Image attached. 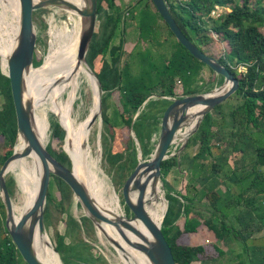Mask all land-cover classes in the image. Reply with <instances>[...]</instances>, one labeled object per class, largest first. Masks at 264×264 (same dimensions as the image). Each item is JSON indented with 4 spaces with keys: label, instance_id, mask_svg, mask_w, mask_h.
<instances>
[{
    "label": "trees",
    "instance_id": "1",
    "mask_svg": "<svg viewBox=\"0 0 264 264\" xmlns=\"http://www.w3.org/2000/svg\"><path fill=\"white\" fill-rule=\"evenodd\" d=\"M166 1L184 33L205 53L216 57L227 66L239 78L240 85L226 100L236 98L238 102L228 111L222 112L225 101L217 105L211 113L206 114L187 144L188 147L192 141L198 142L197 152L193 155L195 164L212 158L210 174L200 181L203 186L200 198L205 197V205L199 207L195 204L193 196L179 192L184 200L182 212L184 222L180 225L175 218L173 219L175 211L173 206H168L164 195L160 194L159 181L150 180L147 185L146 207L149 211L153 203L160 206V210L154 213L156 218L154 221L162 222L163 233L172 248L177 264L202 261L211 257L215 251L220 255L224 254V250L215 241L210 243L197 241L196 244H192L187 240L186 236L199 234L204 229L210 230L224 242L230 238L239 241L243 249L242 264H264V244L259 245L254 239L256 233L264 231V144H260L256 137V132L264 134V0ZM151 4V0H136L134 4L121 9L116 0H98V18L103 19L102 32L99 34L95 31L87 53V61L100 78L102 88L105 90L102 99V118L109 135L102 133L105 141L104 157L110 162L113 170L120 172V185H124L138 164V146L143 158H150L154 153L164 111L172 102L168 97H181L212 89V85L208 84L192 87L193 82L205 73L206 67L217 76L219 84L224 82L223 76L217 75L209 66L194 57L178 40L170 55H161L160 62L156 60L151 47L141 46L133 50L131 54L140 64L139 73L133 72L129 60L121 63L128 16L137 21L141 39L151 41L157 34L160 35L159 20L163 18L156 8H151ZM218 5L230 8V11L224 9L220 16L215 18L211 13ZM166 26L173 34L167 23ZM7 37V29L0 22V53L4 52ZM117 38H120L118 43ZM216 43L220 47V55L217 56L209 50ZM13 48L14 40L11 42L10 50ZM99 56L102 62L96 61ZM40 62L35 57L34 65L38 66ZM43 63L31 68L26 76V83L33 88L37 87L41 80ZM99 65L100 69L97 71ZM2 66L4 69L5 64ZM214 77H210V83ZM179 82L184 89L182 95H177L176 92V85ZM115 88L120 92L121 109L110 105V97ZM0 94L4 97L0 106V136L1 143L5 145L4 153L0 155L1 169L5 160L13 154L19 134L11 82L2 72L1 57ZM77 97L79 98L78 93ZM111 106L113 115L109 112ZM218 118L222 121L217 122ZM196 123L197 118L189 126V130L193 129ZM61 124L63 126L62 122ZM126 125L135 133L139 145L133 138H129L126 145H119L116 140V144L109 147V139L115 138V129L119 127L117 132L119 133L120 128ZM54 126L55 133L59 134L61 125L56 123ZM75 144L77 145V139ZM47 147L61 163L71 168V158L66 149L56 151L51 145ZM179 165L175 156L164 159L161 168L162 180H159L167 186V176ZM73 167L75 175H78L79 171L74 163ZM80 176L81 174L78 175ZM210 179L212 182L209 185ZM13 182L12 179L7 181L11 195L14 193ZM222 183L227 186L223 193L217 189ZM235 185L238 188L237 192L232 187ZM55 186L61 194L59 207L62 213H65L74 201L71 187L62 178L52 175L45 208L46 225L50 217V202L55 199L53 194ZM136 196L137 192L134 199ZM167 198L175 200L170 194H167ZM160 199H163V205ZM204 207L206 209H202ZM126 210L131 214L127 205ZM204 213L209 215L208 218L204 219ZM6 215V207L0 196V264H28L6 227ZM66 222L67 233L74 229L77 233L83 229L88 235L94 233L95 223L86 215L78 220L69 214ZM137 222L138 220H132V224L139 228ZM141 232L148 237L151 231ZM252 238L255 241L249 244ZM85 247L89 248L85 243H67L66 234H57L56 248L64 263L107 264L101 254H95V257L93 254L85 256L80 253Z\"/></svg>",
    "mask_w": 264,
    "mask_h": 264
},
{
    "label": "water",
    "instance_id": "2",
    "mask_svg": "<svg viewBox=\"0 0 264 264\" xmlns=\"http://www.w3.org/2000/svg\"><path fill=\"white\" fill-rule=\"evenodd\" d=\"M83 1L84 3L81 5L70 0H19L20 18L16 45L8 57L7 71L3 69L2 63L1 67L2 72L10 78L11 82V92L19 131L17 142L19 137L22 136L26 141V145L19 152L16 150L15 145L13 154L5 160L0 169V196L6 207V227L23 259L28 264H47L39 259L36 254L35 237L36 231H46L45 208L47 204V192L52 175H56L71 187L74 197L84 208L85 214L96 225L99 226L103 222L116 227L130 245L145 252L154 264H177L172 248L163 233L162 222L156 223L148 213L146 207L148 182L150 180L157 181L162 178V161L169 157L170 148L174 141L179 138L182 139L180 134L186 132L191 118L196 117L197 123L191 129L188 137L185 138L184 145L189 139L190 134L198 130L204 116L211 113L217 105L226 101L238 90L240 80L227 66L222 64L216 57L205 53L184 33L166 0H151L177 40L194 57L209 66L217 75L223 76L224 82L212 89L203 90L198 93L174 98L168 97L172 102L164 111L159 139L154 153L150 159H143L142 151L139 147L138 164L123 185L122 194L124 203L129 207L132 216L108 215L105 210L97 205L86 186L76 177L71 155L68 153L72 162V166L69 168L67 165L61 163L40 139L35 126V105L26 94V76L31 68L38 67L34 65L37 46V29L34 21V12L39 9L51 6L61 7L67 11H75L78 16L84 19L79 36L78 56L93 71L87 61V53L97 29L98 0ZM97 79L100 88V107L99 113L91 119L90 126L97 121L99 115L102 113L104 91L98 76ZM198 106H201V108L195 109ZM136 141L138 140L136 139ZM33 152L38 155L42 164L37 196L33 205L19 219H16L14 202L7 185V174L10 171L12 162ZM134 192H137L135 199L132 197ZM131 220L142 221L151 231V237L148 238L142 234L139 228L131 223ZM123 227L135 233L140 239H130L124 233ZM106 235L117 247L122 246L114 237L109 234ZM55 251L60 256L56 247ZM61 261L62 264H65L62 258Z\"/></svg>",
    "mask_w": 264,
    "mask_h": 264
},
{
    "label": "rangeland",
    "instance_id": "3",
    "mask_svg": "<svg viewBox=\"0 0 264 264\" xmlns=\"http://www.w3.org/2000/svg\"><path fill=\"white\" fill-rule=\"evenodd\" d=\"M116 2L121 7V9H124L134 4L136 0H116ZM0 4H1L2 9H4L8 13L11 12V15L17 21V22L12 23L13 28H14V35L17 37V33L19 29L20 4L14 3L11 0H0ZM2 4L6 5L10 9V12ZM150 6L152 9H155L153 3ZM224 9H226L227 11H230V8H227V7L224 8L223 6H219L213 12V16L215 18L219 17V15L221 14V12H223ZM69 15L70 13L67 10L61 7H55V6H51V7H47V8H43V9H39L35 11L34 21H35V26L37 29V46H36L35 57H37V59L41 61L39 65H41L44 61L43 66L46 68L45 56L49 51L48 49L50 48L51 40H53V34L54 32H57L58 30H61L63 29L64 26H66L67 18L69 17ZM81 18L82 17L75 15V19L77 20L76 22H78V25H80L79 20ZM9 20L11 21L12 19L9 18ZM102 21L103 19L99 17L98 23H97V29H96V31L99 34H101L102 32V28H101ZM159 24H160V29H159L160 35L157 34V36L153 37L151 41H147L146 39L145 40L141 39V37L139 36L137 21L133 20L130 16L127 17L124 54H123L121 63L123 64L126 60H129L132 65V70L135 74L139 73L141 68H140V64L136 61L137 58L131 54L133 50L138 49L141 46L151 47L156 60L160 62L161 55L162 54L170 55L171 52L173 51L174 44L177 43V38L169 31V29L166 26V23L163 20H159ZM16 37L13 38L14 46L16 45ZM5 40L6 41L4 43L5 44L4 52L1 53V63L5 64L4 70L7 65V61L9 57L7 53L8 37ZM119 41H120V38H117L116 42L118 43ZM177 45L179 46V44ZM222 48H223V45H222ZM222 48H221V51H222ZM209 50L210 52H212V54L216 56L220 55V47L217 43L212 45V47ZM106 57L109 58L108 55ZM97 60H100L102 62L101 56H99L96 59V61ZM100 65L97 66L96 68L97 71H99ZM204 70L207 73L205 75L206 78L209 79V77L212 75L211 74L212 72L207 67ZM83 79L85 81L80 87L79 98L76 100L74 111L72 112V106L70 104L71 96L69 93H67L66 98H65L64 107H63L64 110H62L61 112V113H64L68 118L72 119L74 116L79 121L83 120L84 118L88 116V114L90 113L92 103H93V95L91 92V88L86 82L85 77H83ZM219 83L220 82L217 81V76H215L211 83H210V80H208V83H207L203 80L197 79L193 82L192 87L194 88L198 85L206 86L207 84L212 85V87H215L217 85H220ZM103 91L105 92L104 89ZM176 92L177 93L184 92V89L182 88L180 82L176 85ZM28 94H29L28 97L30 98L31 95H30L29 90H28ZM3 101H4V97L3 95L0 94V106L2 105ZM110 102H111L110 105L112 104V105L117 106L120 109L122 108L121 103H120V92L117 88L113 90L112 96L110 97ZM237 102H238V99L236 98L226 101L222 105V112L228 111L230 107ZM38 110L39 112H44V113L46 112V116L48 119L49 129H48V138L46 139V142H47L46 145H51L56 151L65 150L64 146H65L66 133L61 124V118H62L61 115L59 116L60 117V120H59V117L53 111L50 110L48 104L38 106ZM109 112L111 115L114 114L112 106L109 109ZM195 120H196V117H192L186 129V132L181 133L180 137L184 139V141H180V145L177 146V149L174 147L172 148V152L174 153V156L176 157L180 165L173 168L171 172L169 173V175L167 176L166 178L167 186L165 185L163 181H161L162 179L157 180V182L159 181L160 187H161L160 194L164 195L166 199L165 201L167 202L168 206L169 205L173 206L175 210L174 211L175 216L173 214V219L175 218L177 223L180 225H182L184 222V217L182 216L184 200L179 192L187 193L193 196L195 198V204H198L199 207H202V205H205L206 199L205 197L200 198L201 191L203 189V186L201 185L200 181L203 179L204 176L209 175L211 172V161H212L211 157L206 159V161H198L195 164L196 160H194L193 155L197 152L198 142L194 140L187 147V144L190 138L193 135H195V133L190 134L189 139L184 145L185 138L188 137L191 131L189 130V126L193 124ZM221 121H222L221 118L217 119V122H221ZM56 123H59L62 127L61 132L59 134L55 133L56 128L54 125ZM120 129L121 131L119 133H117L119 130V127L115 129V138L113 140L109 139L110 140L109 147L110 146L112 147L113 145H115L116 140H118L119 145H126V142L129 138H133L136 141L137 138H135L136 137L135 133L133 132L131 127L126 125L124 127H121ZM102 133H105V135H109L107 128H105L104 121L102 118V113H101L96 123L93 126V132L90 138V145L94 153L100 154L101 156L100 167H102L104 171L103 176L107 179V182L110 185L109 190L111 192H116L119 195L124 215L132 216L131 211H130L131 214H128L126 210V205L124 203V198L122 194L123 185H120V172H116V170H113L111 168L110 162L106 159V157H104L105 141H104V137L102 136ZM72 135L74 139H76L77 134L74 133L73 130H72ZM256 137H258L260 144H264V134L256 132ZM1 139L2 137L0 136V155H2L5 151V145L1 143L2 142ZM158 139L159 137H157L156 141H158ZM136 143L139 145L138 141H136ZM150 158H143V159H150ZM11 179L14 181L13 182L14 183V186H13L14 193L12 194V199H13L14 205H19L22 203L23 198L25 196L21 190V186L19 183V175L13 171H9L7 174V181ZM211 182L212 181L210 179L208 184L210 185ZM232 187L235 192L238 191V188L236 185ZM217 189L218 191L223 193L224 191H226L227 186L225 183H222L219 187H217ZM135 193L136 192H134V194L132 195L133 198L135 196ZM53 194H54L55 199L50 202V207H49L50 217H49V222L46 225V232L48 233L55 247H56V242H57V234L58 233L66 234L67 243H73V244L75 242L85 243L86 246H88L91 249L90 250L87 247H85L84 250L81 249L80 253H83V255L86 256V255L93 254L95 256V254L97 255L101 254V256H103V259L106 261L107 264H124L119 255L118 250L116 249L115 244L111 241V239L106 234H104L102 231L99 230L98 225L95 224L94 233H89V235L86 233L84 229L80 233H77L76 232L77 230L75 231V229L67 233L68 227H67L66 221H67L69 214L74 215L78 220H80L82 216L86 215L85 210L81 206L80 202L74 197L72 206H70L65 213H62V209L59 207L60 206L59 199L61 198V194L56 186L53 188ZM167 194L173 195L175 200H169L167 198ZM160 203L161 205H163L164 203L163 199H160ZM168 206H167L166 212L168 210ZM202 209H206V207ZM158 210H160V206L157 205L156 203H153L150 205L148 213L153 219L156 220V218L154 217L155 215L154 213ZM203 215H204V219L208 218L209 216L207 213H204ZM131 223H132V220H131ZM137 225L139 226V229L141 231L145 233L150 232L149 228L142 221L138 220ZM261 233L264 234V231H262ZM261 233L258 232L254 235V239L259 245L264 244V237L260 236ZM74 234L78 236L75 237ZM150 237L151 236L149 234L148 238ZM186 238L189 242H192V244H196L197 241L204 242V243H210L212 241H215L224 250V254L220 255L215 251V253L213 252V255L211 257L205 258L202 261L193 262L192 264H242L243 263L242 261L243 258L241 256L243 249H242V244L239 241H235L234 239L230 238L227 240V242H224L221 239H218L213 232H211L210 230H205V229L204 231L203 230L200 231L199 234H190L186 236ZM254 239L252 238L249 241V244L254 243L255 241Z\"/></svg>",
    "mask_w": 264,
    "mask_h": 264
},
{
    "label": "bare ground",
    "instance_id": "4",
    "mask_svg": "<svg viewBox=\"0 0 264 264\" xmlns=\"http://www.w3.org/2000/svg\"><path fill=\"white\" fill-rule=\"evenodd\" d=\"M11 1L20 4L19 0ZM70 1L81 5L84 3L83 0ZM3 6L10 12V9L6 5ZM68 12L70 15L67 18L66 26L53 34V40H51L49 51L45 56L46 68L43 66V74L39 84L37 87L33 88L26 83V94L27 96L29 95V90L31 95L30 99L35 105L36 131L40 139L46 145L49 129L48 119L46 112H39L38 106L48 104L51 111L58 117L60 115L62 117L61 122L66 132L65 149L66 152L71 155L72 161L79 171L78 175L81 174L80 177H78V175H76V177L86 186L97 205L105 210L108 215L116 214L118 216H125L119 195L109 190L110 185L103 176L104 171L102 167H100L101 156L100 154H95L90 145L93 126L96 123L90 126V121L99 113L100 88L97 74L93 72L94 70H90L85 62L78 56V41L84 19L81 18L79 20L80 25H78L75 19V15H77L76 12L72 10ZM9 18L12 20L10 21ZM0 22H3L2 24L6 27L8 32L7 53L9 56L11 53V42L13 38L16 37L14 35L12 23L17 21L11 15V12H6L0 6ZM7 69L8 64L5 67V71H7ZM83 77H85L86 82L91 88L93 103L88 116L79 121L74 116L70 119L61 112L64 110L63 107L67 93L71 96L70 104L72 106V112L74 111L75 103L78 99L77 93L79 94L80 87L85 81ZM199 107L201 106L195 109ZM72 130L77 134V145L75 144ZM25 145L26 141L20 136L16 144V150L18 152L23 150ZM10 171L19 175L21 190L25 195L21 204L14 205L16 219H19V217L33 205L36 199L42 164L38 155L33 152L28 156L18 158L12 162ZM98 228L104 234H109L114 237L122 245L121 247L115 246L124 264H154L145 252L130 245L116 227L101 222ZM123 231L130 239H139L136 234L129 229L123 227ZM35 249L39 259L47 264H62L61 258L55 251V246L46 231H36Z\"/></svg>",
    "mask_w": 264,
    "mask_h": 264
},
{
    "label": "built area",
    "instance_id": "5",
    "mask_svg": "<svg viewBox=\"0 0 264 264\" xmlns=\"http://www.w3.org/2000/svg\"><path fill=\"white\" fill-rule=\"evenodd\" d=\"M219 7V6H217ZM217 7L212 11L211 15L213 16V12L217 9ZM222 13V12H221ZM220 16V15H219ZM180 141H182V139H176L174 141V143L172 144L171 148H170V155L169 156H174V153L172 152V148H176L177 149V146L180 145Z\"/></svg>",
    "mask_w": 264,
    "mask_h": 264
},
{
    "label": "crops",
    "instance_id": "6",
    "mask_svg": "<svg viewBox=\"0 0 264 264\" xmlns=\"http://www.w3.org/2000/svg\"><path fill=\"white\" fill-rule=\"evenodd\" d=\"M205 72V71H204ZM202 73V72H201ZM207 73L205 72V73H202L201 75H202V77H200V80H203V81H205V82H207L208 83V80H210V77L211 76H216V75H213V73H211L212 75L209 77V79L208 78H206V75ZM208 79V80H207ZM182 86V85H181ZM183 88V87H182ZM183 93V92H182ZM182 93H178L177 95H182ZM262 235H264V234H262L261 233V235L260 236H262Z\"/></svg>",
    "mask_w": 264,
    "mask_h": 264
}]
</instances>
